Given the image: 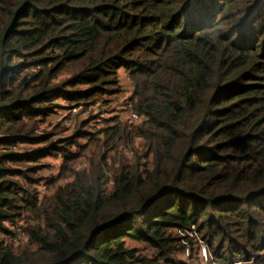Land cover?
I'll return each instance as SVG.
<instances>
[{
	"label": "trees",
	"instance_id": "obj_1",
	"mask_svg": "<svg viewBox=\"0 0 264 264\" xmlns=\"http://www.w3.org/2000/svg\"><path fill=\"white\" fill-rule=\"evenodd\" d=\"M121 71L137 124L40 132L58 100L112 102ZM187 245L264 264V0H0V264H188Z\"/></svg>",
	"mask_w": 264,
	"mask_h": 264
},
{
	"label": "rangeland",
	"instance_id": "obj_2",
	"mask_svg": "<svg viewBox=\"0 0 264 264\" xmlns=\"http://www.w3.org/2000/svg\"><path fill=\"white\" fill-rule=\"evenodd\" d=\"M119 79H120V86L122 88V92L118 95V97L113 98V101L108 104L99 103L94 107L84 106V105L73 106L64 100H58L57 105H59V108L55 110L56 111L55 114L47 117V120L40 127V132H50L54 126H59L63 131L59 135H56L54 140L66 139V138L68 139L72 137V134L73 132H75L77 126L81 122H84L86 120H89V123L95 128H99L101 125H103L102 124L103 120L114 117L119 118L121 122L128 121V123H130L128 120V112L123 109L124 107L123 102H125L127 98L131 97L132 88L125 73H120ZM73 108H76L79 114H77L75 117L74 125L71 126L70 128H67L61 124L60 120L65 115L71 117ZM92 116H95V118H91ZM90 118L93 120H91ZM133 124H137V123H133ZM128 154L129 155L127 156H131L132 152L128 150ZM41 164L43 166V169H41L38 174L43 178V180L41 182V185L40 186L38 185L37 187L40 197L48 195L51 192L47 190L45 183L47 184L49 181H51L53 176L56 177L61 165V160L46 158L45 160L43 159L41 161ZM17 238L18 239H15L12 242V245L16 251H20L19 250L20 248L26 247V239L25 236L23 235H20ZM202 247H204L205 249V255L203 254ZM185 250H186L185 255L178 256L177 260H183L188 264L198 263L196 262L197 260L195 254V247L193 246V251H191L192 250L191 246L187 245ZM141 252L142 254L146 255L149 259H151L148 250L142 249ZM207 256L208 255L206 253V248L202 244L200 247L199 257H201L204 260L203 262L206 263V261L208 260V259L206 260Z\"/></svg>",
	"mask_w": 264,
	"mask_h": 264
},
{
	"label": "built area",
	"instance_id": "obj_3",
	"mask_svg": "<svg viewBox=\"0 0 264 264\" xmlns=\"http://www.w3.org/2000/svg\"><path fill=\"white\" fill-rule=\"evenodd\" d=\"M132 88V86H131ZM133 90V89H132ZM123 109L126 110L128 112V120L130 123H138L140 121L139 116L133 111V106L130 102V98H127L125 102H123ZM79 108V107H77ZM79 114L78 110H76V108L72 109V113H71V117L69 116H64L60 122L63 126L70 128L71 126L74 125L75 122V117L76 115ZM203 250V254L205 255V249L204 247H202ZM236 264H240V263H236ZM252 264V263H250Z\"/></svg>",
	"mask_w": 264,
	"mask_h": 264
},
{
	"label": "crops",
	"instance_id": "obj_4",
	"mask_svg": "<svg viewBox=\"0 0 264 264\" xmlns=\"http://www.w3.org/2000/svg\"><path fill=\"white\" fill-rule=\"evenodd\" d=\"M120 73H124V71H121ZM119 76H120V74H119ZM127 76V75H126ZM120 80V79H119Z\"/></svg>",
	"mask_w": 264,
	"mask_h": 264
}]
</instances>
